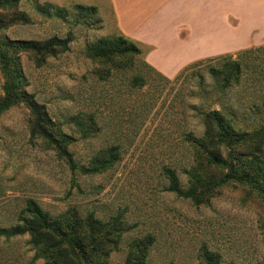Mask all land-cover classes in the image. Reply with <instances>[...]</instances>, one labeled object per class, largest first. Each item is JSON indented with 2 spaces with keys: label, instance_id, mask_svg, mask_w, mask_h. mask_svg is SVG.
Wrapping results in <instances>:
<instances>
[{
  "label": "rangeland",
  "instance_id": "obj_1",
  "mask_svg": "<svg viewBox=\"0 0 264 264\" xmlns=\"http://www.w3.org/2000/svg\"><path fill=\"white\" fill-rule=\"evenodd\" d=\"M0 11L2 38L70 39L67 51L40 63L28 53L15 57L24 90L76 138L71 151L79 167L94 166L101 150L120 147L112 167L85 175L31 136V117L24 105L8 110L0 117V229L17 224L26 201L33 199L53 218L72 208L82 217L95 213L103 220L122 213L128 230L108 255L111 264L123 263L129 244L149 235L155 239L149 251L153 264H206L203 250L213 253L217 264H264V191L231 183L218 189L208 205L195 206L168 191L164 175L165 167H171L186 185L184 171L193 162L188 135H202L203 112L227 106L238 129L253 132L264 126V52L257 58L251 55L241 85L221 100L205 66L178 82L175 77L167 82L145 66L119 71V58L92 57L90 46L121 36L110 34L94 7L18 0ZM18 13L28 21L15 20ZM163 64L170 68L175 63ZM196 73L206 78L202 89ZM137 76H147L148 83L136 87ZM4 82L0 68V98ZM88 117L93 118L95 133L85 137L78 124L85 125ZM29 240L28 235L0 237V264H44L34 260Z\"/></svg>",
  "mask_w": 264,
  "mask_h": 264
},
{
  "label": "trees",
  "instance_id": "obj_2",
  "mask_svg": "<svg viewBox=\"0 0 264 264\" xmlns=\"http://www.w3.org/2000/svg\"><path fill=\"white\" fill-rule=\"evenodd\" d=\"M17 3L18 0H0V9ZM3 16L4 13L0 11V29L4 27ZM14 19L28 21L24 13L15 14ZM69 42L68 38L56 36L45 41L0 37V68L5 78L3 96L0 98V117L11 108L24 105L31 117V136L40 139L47 149L54 151L72 170L80 169L83 174L88 175L112 167L120 157V147L101 150L95 157L94 166L79 167L71 151L76 138L63 131L52 119L46 106L24 90L23 77L17 65V56L15 57L16 54L28 53L40 63L46 57L67 51ZM89 52L92 57L105 61L119 58V71L129 66H139L141 69L145 66L151 75L170 82V79L141 59L142 52L134 41L122 35L96 42L89 47ZM263 52L264 45L194 62L183 68L174 82H178L194 68L205 66L212 79L214 94L221 100L225 99L241 85L244 75L251 68L248 62L251 55L257 58ZM194 79L198 80V88H204V75L196 73ZM147 83V76H137L133 81L136 87H143ZM228 115L231 114L227 106L202 113V135H188L193 162L184 171L186 185H182L175 169L165 167L168 191L191 201L195 206L208 205L218 189L231 183L242 184L258 192L264 191V126L253 132L243 131L236 127L235 118L229 119ZM88 120L83 126L78 124L85 137L95 133L93 118L88 117ZM126 230L128 227L122 213L103 220L96 217L95 213L82 217L76 208H72L62 217L53 218L35 200L28 199L20 213L19 222L8 228H1L0 237L10 239L28 235L29 244L35 251L34 260H43L44 264H99L101 257V264H111L108 255L118 249ZM154 242L151 235L133 240L124 262L120 264H153L149 259V251ZM202 259L206 264H217V258L210 251L203 250Z\"/></svg>",
  "mask_w": 264,
  "mask_h": 264
},
{
  "label": "crops",
  "instance_id": "obj_3",
  "mask_svg": "<svg viewBox=\"0 0 264 264\" xmlns=\"http://www.w3.org/2000/svg\"><path fill=\"white\" fill-rule=\"evenodd\" d=\"M55 1L96 8L110 34L134 41L167 78L194 62L264 45V0Z\"/></svg>",
  "mask_w": 264,
  "mask_h": 264
}]
</instances>
